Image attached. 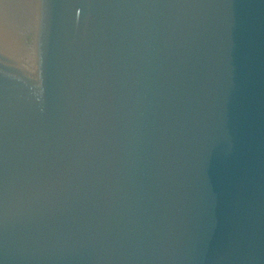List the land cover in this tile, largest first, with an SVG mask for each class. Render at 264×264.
<instances>
[{"label":"water","instance_id":"water-1","mask_svg":"<svg viewBox=\"0 0 264 264\" xmlns=\"http://www.w3.org/2000/svg\"><path fill=\"white\" fill-rule=\"evenodd\" d=\"M0 264H264V0H0Z\"/></svg>","mask_w":264,"mask_h":264}]
</instances>
